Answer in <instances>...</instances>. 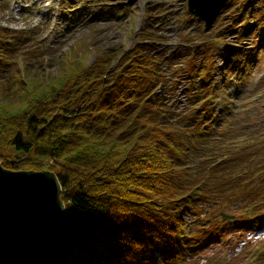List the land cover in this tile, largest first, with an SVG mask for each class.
Returning a JSON list of instances; mask_svg holds the SVG:
<instances>
[{
	"label": "trees",
	"instance_id": "16d2710c",
	"mask_svg": "<svg viewBox=\"0 0 264 264\" xmlns=\"http://www.w3.org/2000/svg\"><path fill=\"white\" fill-rule=\"evenodd\" d=\"M242 29L244 39L251 28ZM135 37L130 50L106 51L88 67L74 57L56 76L0 77V162L54 172L66 205L60 222L0 248V264H191L231 223L240 233L264 223V155L233 146L241 136L224 128L231 116L218 110L212 62L188 73L180 108L167 71L177 52L166 55L146 25ZM0 44L14 66L16 38L0 30ZM207 205L240 217L204 220ZM189 211L199 222L192 231ZM244 264H264V242Z\"/></svg>",
	"mask_w": 264,
	"mask_h": 264
},
{
	"label": "rangeland",
	"instance_id": "374dc122",
	"mask_svg": "<svg viewBox=\"0 0 264 264\" xmlns=\"http://www.w3.org/2000/svg\"><path fill=\"white\" fill-rule=\"evenodd\" d=\"M242 11H246L245 17ZM246 23L251 31L243 39L237 33ZM144 25L161 36L166 55L168 49L178 54L173 67H167L175 89L172 102L183 108L187 103L185 78L196 68L206 71L209 60L214 68L210 82L216 87L218 110L225 109L231 116L224 128L230 124L232 132L241 136L233 146L238 144L237 151L244 148L247 153L264 155V0H230L208 32L205 22L189 13V0H0V30L20 45L12 56L13 66L11 52L0 44L2 55L10 61V66L5 60V64L0 62V77L18 70L56 76L65 61L74 57L85 59L88 67L106 51L130 50ZM223 29L226 38L221 37ZM191 56L194 61L189 63ZM248 56L252 57L248 60ZM260 160L263 157L252 163ZM209 208H201L202 219L214 217L217 224L223 220L219 208ZM220 209L240 217L234 208ZM191 214H185L187 223L197 225L198 219ZM263 242L264 223L245 233L236 232L231 223L225 235L191 258V264H244Z\"/></svg>",
	"mask_w": 264,
	"mask_h": 264
},
{
	"label": "water",
	"instance_id": "95a60500",
	"mask_svg": "<svg viewBox=\"0 0 264 264\" xmlns=\"http://www.w3.org/2000/svg\"><path fill=\"white\" fill-rule=\"evenodd\" d=\"M230 0H189V13L210 31ZM61 183L51 171H11L0 162V248L18 244L64 219ZM226 220H236L222 213Z\"/></svg>",
	"mask_w": 264,
	"mask_h": 264
}]
</instances>
